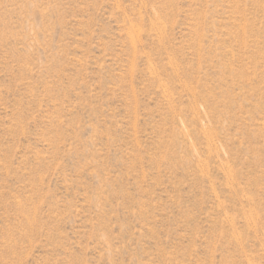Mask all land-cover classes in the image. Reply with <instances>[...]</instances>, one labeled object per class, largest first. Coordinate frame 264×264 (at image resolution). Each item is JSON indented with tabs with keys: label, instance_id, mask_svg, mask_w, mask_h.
Listing matches in <instances>:
<instances>
[{
	"label": "rangeland",
	"instance_id": "obj_1",
	"mask_svg": "<svg viewBox=\"0 0 264 264\" xmlns=\"http://www.w3.org/2000/svg\"><path fill=\"white\" fill-rule=\"evenodd\" d=\"M0 264H264V0H0Z\"/></svg>",
	"mask_w": 264,
	"mask_h": 264
}]
</instances>
